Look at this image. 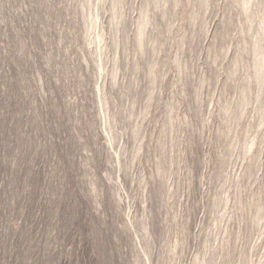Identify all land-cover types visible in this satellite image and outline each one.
<instances>
[{
  "label": "rangeland",
  "instance_id": "rangeland-1",
  "mask_svg": "<svg viewBox=\"0 0 264 264\" xmlns=\"http://www.w3.org/2000/svg\"><path fill=\"white\" fill-rule=\"evenodd\" d=\"M0 264H264V0H0Z\"/></svg>",
  "mask_w": 264,
  "mask_h": 264
}]
</instances>
